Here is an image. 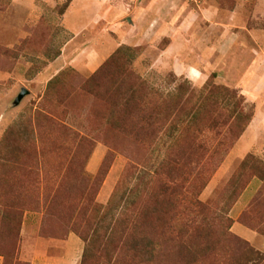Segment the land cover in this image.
<instances>
[{
    "label": "rangeland",
    "instance_id": "obj_1",
    "mask_svg": "<svg viewBox=\"0 0 264 264\" xmlns=\"http://www.w3.org/2000/svg\"><path fill=\"white\" fill-rule=\"evenodd\" d=\"M0 264H264V0H0Z\"/></svg>",
    "mask_w": 264,
    "mask_h": 264
},
{
    "label": "crops",
    "instance_id": "obj_2",
    "mask_svg": "<svg viewBox=\"0 0 264 264\" xmlns=\"http://www.w3.org/2000/svg\"><path fill=\"white\" fill-rule=\"evenodd\" d=\"M68 241H69V243L67 244L68 246H67L66 253L70 254L72 251V245L75 243V240L72 238L71 241L70 240H68ZM67 261H68V259H66L65 263H67Z\"/></svg>",
    "mask_w": 264,
    "mask_h": 264
}]
</instances>
